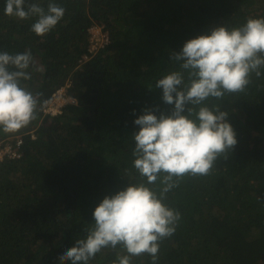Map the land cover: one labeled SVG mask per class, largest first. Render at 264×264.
<instances>
[{"label":"trees","instance_id":"trees-1","mask_svg":"<svg viewBox=\"0 0 264 264\" xmlns=\"http://www.w3.org/2000/svg\"><path fill=\"white\" fill-rule=\"evenodd\" d=\"M47 10L50 0H29ZM65 9L44 36L37 19L4 14L0 51L29 50L34 65L22 86L37 97L36 119L21 135L19 158L0 163V264H60L84 238L105 198L145 182L133 166L134 121L151 109L171 114L157 80L180 71L171 61L184 44L217 26L264 18V0H51ZM108 42L90 51V28ZM245 92L209 98L229 114L238 143L208 176H184L163 202L180 212L175 233L160 242L158 264H264V69ZM186 77V73H185ZM62 86L76 100L45 113ZM186 114V113H185ZM34 130V132H32ZM35 135V137L32 136ZM159 194L160 180L149 185ZM125 255L105 248L89 264H116ZM131 264H151L148 254Z\"/></svg>","mask_w":264,"mask_h":264},{"label":"clouds","instance_id":"clouds-1","mask_svg":"<svg viewBox=\"0 0 264 264\" xmlns=\"http://www.w3.org/2000/svg\"><path fill=\"white\" fill-rule=\"evenodd\" d=\"M4 14L20 20L37 19L30 30L44 36L63 18L65 9L54 2L47 10L29 0H5ZM173 71L155 83L163 101L174 105L170 115L157 116L145 109L134 123L133 166L145 182L130 183L105 196L92 213L94 223L85 226L86 236L59 257L60 264H89L105 248L118 247L125 255L116 264H131L132 257L148 254L158 264L160 242L171 237L181 214L163 201L186 175L208 176L218 158L227 159L238 143L229 114L209 107V98L245 92L254 73L264 69V18H249L243 26L214 27L208 34L188 40ZM34 65L29 50L10 54L0 51V131L16 133L36 119L37 97L22 86L30 80ZM186 73V77H185ZM186 113V114H185ZM160 180L159 194L149 185Z\"/></svg>","mask_w":264,"mask_h":264},{"label":"built area","instance_id":"built-area-1","mask_svg":"<svg viewBox=\"0 0 264 264\" xmlns=\"http://www.w3.org/2000/svg\"><path fill=\"white\" fill-rule=\"evenodd\" d=\"M108 35L100 25H92L90 28V51H96L108 42ZM75 103L76 100L70 97L66 92V87L62 86L50 100L47 101L44 108L45 113H60L62 107L68 103ZM35 137L34 134H32ZM23 138L21 135H9L0 139V163L6 158H19L21 156V146Z\"/></svg>","mask_w":264,"mask_h":264},{"label":"rangeland","instance_id":"rangeland-1","mask_svg":"<svg viewBox=\"0 0 264 264\" xmlns=\"http://www.w3.org/2000/svg\"><path fill=\"white\" fill-rule=\"evenodd\" d=\"M32 132H34V130H32Z\"/></svg>","mask_w":264,"mask_h":264}]
</instances>
